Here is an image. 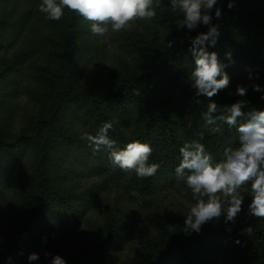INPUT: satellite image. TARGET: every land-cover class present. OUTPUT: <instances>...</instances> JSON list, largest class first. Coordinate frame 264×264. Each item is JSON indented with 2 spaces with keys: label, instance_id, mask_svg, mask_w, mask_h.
Here are the masks:
<instances>
[{
  "label": "trees",
  "instance_id": "1",
  "mask_svg": "<svg viewBox=\"0 0 264 264\" xmlns=\"http://www.w3.org/2000/svg\"><path fill=\"white\" fill-rule=\"evenodd\" d=\"M22 2L28 5L25 9ZM39 2L0 0V54L6 53L0 56V109L20 92L50 108L47 114L29 111L30 128L20 134L0 129V211L16 204L22 214L12 242L0 253V264L25 258L26 246L41 228L54 231L62 224L83 223L99 203L104 223L97 251H88L74 264H105L110 255L109 264H264V218L247 215V200L231 232L221 219L203 225L199 234L184 233L183 224H167L177 191L185 202L195 203L174 173L179 148L203 137L200 142L219 162L226 148L239 146L235 128L220 121L206 123L202 113L210 101L196 98L188 82L193 68L190 38L207 26L191 31L179 27L182 16L163 0L157 16L144 21V40L128 31L111 35L119 47L129 46L136 66L110 83L100 80L101 71L82 83L85 53L92 59L106 44L90 33L88 21L67 9L59 21L45 19ZM227 4L219 0L222 16L213 23L219 24L220 35L209 51L227 65L232 90L229 101L228 87L210 99L227 101L217 105L218 113L238 99L246 101L245 112L264 110L261 93L250 87H264V0H234L231 9ZM19 39L23 46L10 57L9 49ZM168 41H173L170 48ZM41 53L52 56L42 73L35 61ZM29 76L46 88L22 85ZM238 85L249 87L245 97L234 94ZM105 122L113 125L108 136L117 148L135 140L151 145L150 162L160 165L155 176L139 179L111 165L106 150L93 152L83 137L96 135ZM23 165L26 170L17 174ZM140 210L153 213L163 227L161 236L149 238L143 250L121 260L114 255L128 247Z\"/></svg>",
  "mask_w": 264,
  "mask_h": 264
},
{
  "label": "clouds",
  "instance_id": "2",
  "mask_svg": "<svg viewBox=\"0 0 264 264\" xmlns=\"http://www.w3.org/2000/svg\"><path fill=\"white\" fill-rule=\"evenodd\" d=\"M163 0H40L38 11L45 19L59 21L65 9L89 22V31L93 36L103 37L109 30L118 33L127 30L135 21H152L157 16V9ZM173 11H178L182 22L178 25L189 31L199 26H207V31L190 38V53L193 68L188 74L190 88L196 98L201 96L210 101L203 119L209 125L217 121L239 133V146L226 148L223 158L216 162L200 140L185 142L179 148V163L174 169L175 176L182 180L191 191L195 203L190 206L185 216L183 232L199 234L203 225L219 221L223 217L225 230L232 231L242 206L246 204L247 215L264 218V110L245 112L246 101L238 99L218 113L217 103L210 98L229 85L227 65L218 59L215 47L219 38V20L222 9L219 0H167ZM234 0H228L231 9ZM173 41L167 42L172 47ZM231 59V54H228ZM219 77V78H218ZM251 89L261 93L264 100V87L252 84ZM248 86L238 85L235 95L245 97ZM200 101L197 99V103ZM113 128L111 122H105L96 135L85 134L93 152L106 150L108 161L124 172H134L139 179L155 176L160 165L150 162L153 149L150 144L135 140L116 147V141L109 138ZM213 131H219L214 128ZM135 195V193L133 194ZM171 227V226H170ZM244 231H250L245 229ZM239 243V241H236ZM48 264H66L60 255H51ZM10 259V258H9ZM40 259L37 252L27 257L28 264Z\"/></svg>",
  "mask_w": 264,
  "mask_h": 264
},
{
  "label": "rangeland",
  "instance_id": "3",
  "mask_svg": "<svg viewBox=\"0 0 264 264\" xmlns=\"http://www.w3.org/2000/svg\"><path fill=\"white\" fill-rule=\"evenodd\" d=\"M23 2L21 8L25 9L28 5ZM261 8L264 10V5H262ZM125 31L135 33L138 38H141L140 40H144V35L148 34V29L144 26V21L133 22ZM112 33L113 32L109 30V32L101 38V44L106 45L99 50L92 59V55L85 53L82 65L87 64V67L85 71L86 73L81 79L82 83L86 80L90 82L91 80L93 81V79H96L99 71H101L100 80L104 79V83H110L112 78L116 77V75L123 76L136 66V55L129 52L130 48L127 44H123L121 47H119L118 43L115 44L116 42L111 39ZM22 41L19 39L14 46L9 49L7 55H10V57L13 55L15 56L23 46ZM5 54L6 53L3 51L0 56ZM36 60H39L40 63L37 70L42 73V69L50 65L52 56L41 53L37 56L35 61ZM222 61L225 62L226 60L222 59ZM26 65L27 63H25L23 67L25 68ZM31 83L35 87L46 88L45 84L42 82L38 83L31 76L28 78L26 77L25 83H22V85ZM231 90L232 88L230 87L226 89L227 101H229ZM227 101L219 98L216 103L217 105H222L224 103L226 104ZM29 111H32L34 114L41 111L47 114L49 113L50 108L48 104L41 105L33 99H29L24 92H20L16 97L7 99L0 109V129H5L13 134H20L24 130L29 129L33 114H30ZM177 112H179V110H177ZM29 163L30 161L27 160L26 165ZM26 168L27 167L23 165L16 169V173L19 174L24 172ZM83 181L84 183H87L89 180L84 179ZM171 200L172 207L168 214L167 224H173L175 227L179 224L184 225V215L187 214L188 208L192 205L185 202L182 196L179 195L178 191ZM101 207L102 205L99 203L94 210L92 209L90 217L83 223L62 224L57 226L54 231H50L49 229L47 231H42L41 228L34 241L31 242L32 244L30 243L26 246V257L17 260L15 264H28L27 257L32 252H37L40 255V259L34 262V264H48L51 256H45L46 252L51 255H60L66 260V264H74L76 260L83 261L82 259L85 253L88 251H97L99 234L104 223V211ZM21 217L22 214H20L16 204H11L1 209L0 253L8 249ZM220 219L223 221V217ZM138 220V226L134 229L128 247L124 251L114 255L116 257L118 255L121 260L127 261L128 257H133L139 249L143 250L146 247L149 238H157L161 236L163 227H161V223L159 224L157 218L153 216L152 212L146 210L141 211ZM112 258L111 255L108 256L104 263L109 264Z\"/></svg>",
  "mask_w": 264,
  "mask_h": 264
}]
</instances>
